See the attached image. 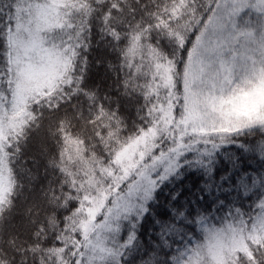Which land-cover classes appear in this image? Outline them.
<instances>
[{"label": "trees", "instance_id": "trees-1", "mask_svg": "<svg viewBox=\"0 0 264 264\" xmlns=\"http://www.w3.org/2000/svg\"><path fill=\"white\" fill-rule=\"evenodd\" d=\"M218 2L0 0V16L10 14L15 21L7 41L14 87L11 99L0 100V201L7 193L10 178L15 180V189L11 203L0 213V264H21V259H26L27 264H82L84 202L95 191L87 187L86 174L95 180L96 188L107 183L103 177L113 166L118 151L141 133L160 125L161 105L170 104L171 121L147 160L176 151L178 167L177 160L185 152L196 151L197 147L203 150L205 143L211 146L228 135L189 134L183 124L184 77L189 57ZM210 6L212 12L205 18ZM50 7L51 24L46 25L38 18ZM90 20L92 33H88ZM234 30L246 33L253 44H264V14L253 8L243 10L234 19ZM54 33L62 38L57 42L59 47L50 40ZM81 33L91 36L90 44L80 39ZM115 35L123 37L118 49L110 39ZM81 44L85 47L79 63L83 71L84 60L88 62L87 83L96 95L94 108H89L92 101L84 96H65L59 108L53 103L51 109L47 105L34 109L36 119L30 122L33 109L29 106L34 104V98L52 95L57 87L70 82L76 49ZM21 58L26 63H19ZM157 64L168 70L165 89L156 85ZM28 71L32 73L29 79L42 85L36 92L22 93L17 98L19 83L27 81L18 77ZM42 72L54 74L53 79L41 82ZM125 81L130 84L127 91ZM21 128L23 135L18 134ZM134 180L132 173L121 189ZM122 226L115 238L119 253L123 251ZM37 230L47 236V241L42 237L40 243L29 242ZM257 243L250 241L247 251L228 254L221 264H237L239 256L244 257L243 264H264V242H259V248ZM118 260L119 256L115 264Z\"/></svg>", "mask_w": 264, "mask_h": 264}, {"label": "snow or ice", "instance_id": "snow-or-ice-1", "mask_svg": "<svg viewBox=\"0 0 264 264\" xmlns=\"http://www.w3.org/2000/svg\"><path fill=\"white\" fill-rule=\"evenodd\" d=\"M210 12L211 6L204 13L205 18ZM14 23L10 14L0 16V71H3L0 100L4 101L11 99L14 87L7 42ZM100 23L103 24V20ZM89 24L88 33H92L91 20ZM101 31L104 32V28ZM61 39L55 33L50 37L57 47ZM80 39L90 44L91 36L81 33ZM110 39L118 49L123 37L115 35ZM85 44L76 49L77 60L70 82L57 87L52 95L34 98V104L29 106L33 109L30 122L36 119L34 109L45 105L51 109L53 103L59 108L65 96H84L85 100L92 101L89 108H94L96 95L87 83L88 62L84 60L83 71L79 63ZM124 86L127 91L130 84L125 81ZM18 134H25L23 128ZM253 136L260 139H249ZM202 147L203 150L197 147L196 151L180 156L175 171L157 181L151 197L143 205L142 214L133 216L130 223L122 226L120 244L123 251L117 254L118 264H205L231 245L255 240L259 248V242H264V123L237 125L218 143L211 146L205 143ZM14 189L15 180L10 178L7 193L0 201V213L11 203ZM42 237L47 241V236L37 230L29 242L40 243ZM12 247L19 255L15 245ZM243 261L244 257L239 256L237 264H243ZM21 264H27L26 259H21Z\"/></svg>", "mask_w": 264, "mask_h": 264}, {"label": "rangeland", "instance_id": "rangeland-1", "mask_svg": "<svg viewBox=\"0 0 264 264\" xmlns=\"http://www.w3.org/2000/svg\"><path fill=\"white\" fill-rule=\"evenodd\" d=\"M247 8L264 14V0H219L191 51L184 77L185 133L229 134L240 124L264 123V44H253L246 33L234 30V19ZM52 12V7L46 8L38 19L49 25ZM46 59L44 57L43 61ZM24 60L21 58L19 63H26ZM156 74V85L165 89L169 83L167 67L157 64ZM31 75L18 77V80L27 81L19 83L17 98L22 93L36 92L42 85L37 80L33 83L34 79H29ZM53 77L52 73H40L41 82L49 83ZM159 112V126L141 133L118 151L113 166L103 177L107 183L102 182L100 188H96L95 180L86 174L87 187L95 191L84 202L85 220L81 229L85 253L82 264L117 263L120 249L115 238L122 224L142 214L143 205L157 180L175 170L176 151L147 160L171 121L168 102L159 107ZM132 173L135 174L134 182L121 189ZM247 249L248 244L231 245L205 264H221L228 254Z\"/></svg>", "mask_w": 264, "mask_h": 264}]
</instances>
